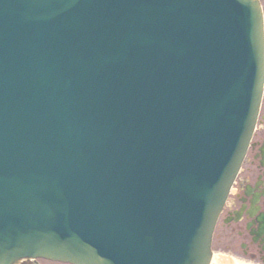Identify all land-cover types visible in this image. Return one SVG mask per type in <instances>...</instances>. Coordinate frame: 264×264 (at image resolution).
<instances>
[{"label":"water","instance_id":"water-1","mask_svg":"<svg viewBox=\"0 0 264 264\" xmlns=\"http://www.w3.org/2000/svg\"><path fill=\"white\" fill-rule=\"evenodd\" d=\"M263 80L258 0H0V264H209Z\"/></svg>","mask_w":264,"mask_h":264},{"label":"flooded vegetation","instance_id":"flooded-vegetation-1","mask_svg":"<svg viewBox=\"0 0 264 264\" xmlns=\"http://www.w3.org/2000/svg\"><path fill=\"white\" fill-rule=\"evenodd\" d=\"M258 1L264 27V0ZM211 249L232 263L264 264V86L255 127L217 218ZM17 264L72 263L28 258Z\"/></svg>","mask_w":264,"mask_h":264},{"label":"bare ground","instance_id":"bare-ground-1","mask_svg":"<svg viewBox=\"0 0 264 264\" xmlns=\"http://www.w3.org/2000/svg\"><path fill=\"white\" fill-rule=\"evenodd\" d=\"M210 264H239V263H235V262H231V261H227L226 259H223L221 257L216 258V256H212Z\"/></svg>","mask_w":264,"mask_h":264},{"label":"rangeland","instance_id":"rangeland-1","mask_svg":"<svg viewBox=\"0 0 264 264\" xmlns=\"http://www.w3.org/2000/svg\"><path fill=\"white\" fill-rule=\"evenodd\" d=\"M213 256H216V258H217V256H218V257H221V258H223V259H226V258L223 257L222 255H220L219 250H217V249L214 250Z\"/></svg>","mask_w":264,"mask_h":264}]
</instances>
